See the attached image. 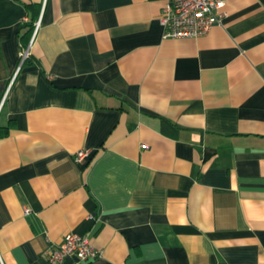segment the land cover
Instances as JSON below:
<instances>
[{
	"label": "crops",
	"instance_id": "crops-1",
	"mask_svg": "<svg viewBox=\"0 0 264 264\" xmlns=\"http://www.w3.org/2000/svg\"><path fill=\"white\" fill-rule=\"evenodd\" d=\"M164 5L0 0V264H264V0L197 37Z\"/></svg>",
	"mask_w": 264,
	"mask_h": 264
},
{
	"label": "built area",
	"instance_id": "built-area-1",
	"mask_svg": "<svg viewBox=\"0 0 264 264\" xmlns=\"http://www.w3.org/2000/svg\"><path fill=\"white\" fill-rule=\"evenodd\" d=\"M227 0H165L161 23L165 37H197L204 34L221 18V9ZM38 27L36 25L35 30ZM30 47V45H29ZM29 47L20 52L19 65L29 55ZM88 155L87 150L76 152V159L81 160ZM28 210H25L27 213ZM100 255L86 235L67 232L61 241L53 246L47 255L50 264H60L65 257H73L72 264L93 261ZM1 261V260H0Z\"/></svg>",
	"mask_w": 264,
	"mask_h": 264
},
{
	"label": "trees",
	"instance_id": "trees-1",
	"mask_svg": "<svg viewBox=\"0 0 264 264\" xmlns=\"http://www.w3.org/2000/svg\"><path fill=\"white\" fill-rule=\"evenodd\" d=\"M5 132H2L1 135H3Z\"/></svg>",
	"mask_w": 264,
	"mask_h": 264
}]
</instances>
